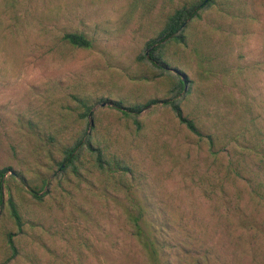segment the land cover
Returning <instances> with one entry per match:
<instances>
[{
    "label": "rangeland",
    "instance_id": "obj_1",
    "mask_svg": "<svg viewBox=\"0 0 264 264\" xmlns=\"http://www.w3.org/2000/svg\"><path fill=\"white\" fill-rule=\"evenodd\" d=\"M201 1L0 0V264H148L124 215L134 201L148 239L166 228L172 264H264V0H208L185 44L155 53L167 69L149 61L167 16ZM69 32L90 48L66 43ZM179 74L176 99L201 138L164 103ZM151 100L136 116L114 107ZM82 134L133 168V192L98 175L88 153L80 177H63L61 143ZM43 180L37 200L28 184Z\"/></svg>",
    "mask_w": 264,
    "mask_h": 264
},
{
    "label": "trees",
    "instance_id": "obj_2",
    "mask_svg": "<svg viewBox=\"0 0 264 264\" xmlns=\"http://www.w3.org/2000/svg\"><path fill=\"white\" fill-rule=\"evenodd\" d=\"M208 4V0H202L200 3H196L195 5L191 6H182L175 10H173L166 18L162 29L159 31L157 38L150 41L149 46L151 48L149 51V61L151 64L158 69H167V64L164 62L163 58H161L159 53V49L166 42H176L179 44H185L186 42V35L184 34V30L188 21L194 17H197V13L201 10L204 6ZM62 39L68 43L70 46L80 49H88L91 46L90 41L86 38V36L82 33L77 32H69L65 33ZM156 46V47H154ZM146 57V55H144ZM176 77V84L173 85L171 92L172 96L170 100L164 101L165 104H168L171 107L172 112L175 115L178 123L184 126L191 134L201 138L202 134L197 128L196 123L189 119L188 117L183 115L182 108L180 106V101L177 96L180 94V91H183L184 82L182 79V75ZM158 102L155 100H151L147 102L144 106H131L123 108L120 102H115L114 107L120 111L123 115L130 117L136 116L144 111L146 108L150 107L151 105H155ZM90 113V109H87V114ZM137 127L140 126L139 121H135ZM57 136H48L51 142L56 141ZM55 146V145H53ZM86 151V152H85ZM61 159L55 163L57 170L62 172L63 177H66L68 174H71L76 177H80V166L85 162L86 156L85 153L90 154L92 156V166L97 171L98 175L106 177L107 181H111L113 186H122L124 189L128 190V192H133V185L132 183L135 180V171L133 168L124 163L121 160H113V165L109 163V161L104 159V156L100 149L95 148L92 143L90 142L89 136L86 134H82L78 136L76 140L61 143ZM50 156V153H48ZM50 160H53L50 157ZM54 161V160H53ZM7 169H0V208L3 204V185L4 181L3 178L7 174ZM229 173V171H226ZM111 175H110V174ZM235 176L241 177L240 171H234ZM122 181H125L127 185H122ZM43 182V187L41 190L32 187L28 184L30 188L31 196L37 200H41L45 195V193L40 196L39 193L43 191L44 187L46 186L47 182L45 180ZM109 183V182H108ZM132 201V200H131ZM135 203L130 202L128 207L125 208V218L127 222L131 223L134 227V231L131 233L132 239H134L136 251L143 252V256L148 264H172L168 255H171V252H168L166 247L173 248L171 245L163 246L158 239V233L163 234L164 230L166 229L162 225H159L155 228V232L151 239L145 235L143 231L142 224L145 223V219L149 217L147 211H144L140 202ZM10 212L11 217L14 223L19 227L21 225V216L18 211L17 205L13 200H9ZM145 207V206H143ZM136 209L137 213L134 214L133 210ZM152 216V215H151ZM11 241V240H10ZM11 243V242H10ZM183 245H175L174 250L177 252L180 250ZM12 251L13 255H15L16 250L12 241ZM172 250V249H171ZM167 257V258H165Z\"/></svg>",
    "mask_w": 264,
    "mask_h": 264
},
{
    "label": "water",
    "instance_id": "obj_3",
    "mask_svg": "<svg viewBox=\"0 0 264 264\" xmlns=\"http://www.w3.org/2000/svg\"><path fill=\"white\" fill-rule=\"evenodd\" d=\"M182 79H183V82H184V86L186 87V80L184 78H182Z\"/></svg>",
    "mask_w": 264,
    "mask_h": 264
}]
</instances>
